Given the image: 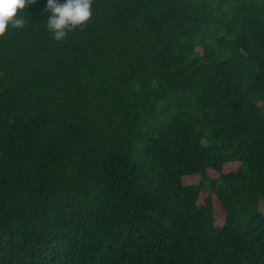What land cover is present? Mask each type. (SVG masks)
Wrapping results in <instances>:
<instances>
[{
    "label": "trees",
    "instance_id": "obj_1",
    "mask_svg": "<svg viewBox=\"0 0 264 264\" xmlns=\"http://www.w3.org/2000/svg\"><path fill=\"white\" fill-rule=\"evenodd\" d=\"M46 4L0 39V264H264V0H94L63 42Z\"/></svg>",
    "mask_w": 264,
    "mask_h": 264
},
{
    "label": "clouds",
    "instance_id": "obj_2",
    "mask_svg": "<svg viewBox=\"0 0 264 264\" xmlns=\"http://www.w3.org/2000/svg\"><path fill=\"white\" fill-rule=\"evenodd\" d=\"M35 0H0V39H6L9 32L23 30L29 19L25 15L26 5ZM94 0H47L45 12L50 13L46 29L53 40L63 42L69 33L84 31L93 17Z\"/></svg>",
    "mask_w": 264,
    "mask_h": 264
},
{
    "label": "rangeland",
    "instance_id": "obj_3",
    "mask_svg": "<svg viewBox=\"0 0 264 264\" xmlns=\"http://www.w3.org/2000/svg\"><path fill=\"white\" fill-rule=\"evenodd\" d=\"M236 168H237V163H228V164H225L223 171L224 172L234 171L236 170ZM207 174L212 177V176H215L216 172L208 169ZM199 179H200V176L198 174H194L192 176L184 177L183 182L184 184H195L199 182ZM205 196H206V193H201L199 195L198 202L202 203L203 200L205 199ZM213 216L216 222H221L223 220V216L220 214V208L218 207L216 202H214Z\"/></svg>",
    "mask_w": 264,
    "mask_h": 264
}]
</instances>
